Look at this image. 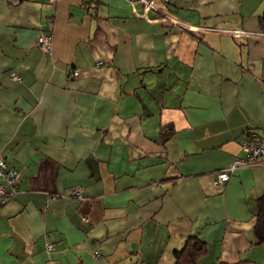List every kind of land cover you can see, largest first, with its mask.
<instances>
[{
    "label": "crops",
    "instance_id": "1",
    "mask_svg": "<svg viewBox=\"0 0 264 264\" xmlns=\"http://www.w3.org/2000/svg\"><path fill=\"white\" fill-rule=\"evenodd\" d=\"M157 5L0 0V264H174L191 236L198 264H264V157L214 185L264 131V0Z\"/></svg>",
    "mask_w": 264,
    "mask_h": 264
},
{
    "label": "built area",
    "instance_id": "2",
    "mask_svg": "<svg viewBox=\"0 0 264 264\" xmlns=\"http://www.w3.org/2000/svg\"><path fill=\"white\" fill-rule=\"evenodd\" d=\"M56 2L58 0H50ZM98 2H104L106 0H94ZM132 2L133 0H129ZM140 2L146 11L162 12L163 10L157 5V0H136ZM169 0H160L162 3H168ZM162 19L171 25L183 27L182 23L170 12L164 11ZM185 26V25H184ZM185 28H189L185 26ZM229 35L234 38L248 37L250 34L242 29H232L227 31ZM36 45L40 49L43 55L50 56L52 53V35L47 32H40L36 39ZM97 65H101L98 62ZM73 76L78 73L72 72ZM10 78L14 82L20 81V77L17 74L11 73ZM245 140L242 143V150L244 155L241 158L235 159L230 165L221 169L217 174V179L214 182L215 187L221 189L225 181H227L230 175L237 169L245 166H252L259 162L264 157V131L257 133L253 130L245 132ZM19 182V174L12 168H10L5 162L4 158L0 155V206L3 205L7 198L16 192V186ZM72 196L76 199L83 197L82 187H74L72 189ZM85 220V219H83ZM46 248L49 250L50 245ZM98 256V254H95Z\"/></svg>",
    "mask_w": 264,
    "mask_h": 264
},
{
    "label": "trees",
    "instance_id": "3",
    "mask_svg": "<svg viewBox=\"0 0 264 264\" xmlns=\"http://www.w3.org/2000/svg\"><path fill=\"white\" fill-rule=\"evenodd\" d=\"M258 25L261 32H264V12L258 17ZM259 208L258 221L254 229L258 242L264 241L262 218L264 215V194L257 199ZM207 253L206 243L197 236L186 239L184 245L173 252L174 264H198V261Z\"/></svg>",
    "mask_w": 264,
    "mask_h": 264
},
{
    "label": "water",
    "instance_id": "4",
    "mask_svg": "<svg viewBox=\"0 0 264 264\" xmlns=\"http://www.w3.org/2000/svg\"><path fill=\"white\" fill-rule=\"evenodd\" d=\"M262 225H263V231H264V215H263V218H262Z\"/></svg>",
    "mask_w": 264,
    "mask_h": 264
}]
</instances>
